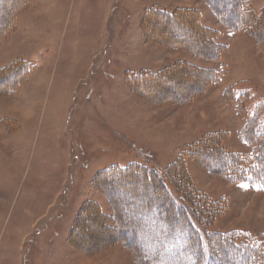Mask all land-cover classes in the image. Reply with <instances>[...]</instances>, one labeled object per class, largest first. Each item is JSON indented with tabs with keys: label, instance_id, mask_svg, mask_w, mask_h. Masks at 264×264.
I'll return each mask as SVG.
<instances>
[{
	"label": "rangeland",
	"instance_id": "1",
	"mask_svg": "<svg viewBox=\"0 0 264 264\" xmlns=\"http://www.w3.org/2000/svg\"><path fill=\"white\" fill-rule=\"evenodd\" d=\"M18 1L0 0V28L11 22ZM249 1L263 16L264 0ZM152 8L189 17L195 10L202 24L220 27V59L152 40L165 32L192 38L189 27L173 32L172 23H157V30L149 20L145 29ZM4 35L0 73L22 61L32 71L14 95L0 96V264H138L122 239L127 229L119 230L95 181L108 168L134 163L160 171L175 195L195 193L199 223L208 231L264 242V188L211 173L201 156L214 150L209 142L216 138L227 151L252 156L240 131L244 116L253 119L264 109V43L227 30L203 0H31ZM183 64L220 71L223 81L193 101L204 78L181 72ZM174 69L180 70L175 79L194 86L187 93L163 83ZM145 71L162 74L153 82L168 97L152 91L157 95L147 98L128 85L129 75ZM242 91L252 99L239 100L243 115L233 98ZM182 94L184 101L176 102ZM139 179L122 187L132 192L123 206L133 205L127 217L135 220L147 202H165L158 193L166 195Z\"/></svg>",
	"mask_w": 264,
	"mask_h": 264
},
{
	"label": "trees",
	"instance_id": "2",
	"mask_svg": "<svg viewBox=\"0 0 264 264\" xmlns=\"http://www.w3.org/2000/svg\"><path fill=\"white\" fill-rule=\"evenodd\" d=\"M30 1H18L17 6L20 4L18 9H23ZM203 1L211 7L218 21L227 30L234 34H245L259 44L264 43V14L260 17L255 15L249 0ZM18 9L12 11L11 22H7V25L0 28V38L6 36L4 34L7 28L9 29L12 25ZM194 12L196 14L190 15L192 17L190 18L186 15L188 12L185 11L182 15H178V12L172 13L152 8L143 17V25L146 29V22L150 20L153 29L161 30L160 26H156L157 23H172L173 32L181 27H189L190 34H192L191 39L183 37L176 39L170 36L169 32H165L164 36H161L160 33L152 37L150 35V38L152 40L158 38L171 48L191 50L198 57L216 61L220 59L225 46L217 40L218 31L202 24L201 14L195 10ZM193 18L194 20H190ZM204 37L206 42H202ZM17 63L0 73V96L14 95L17 91L16 86L21 85L28 77L29 72L32 71L30 63L23 61ZM180 66L181 72L203 75L204 83L200 86L202 90L191 95L193 101L210 85H218L223 81V74L220 71L193 65L183 64ZM179 71L175 69L170 71L169 73L172 75L164 76L166 82L163 83L173 84L176 88L181 87V89L184 87L181 92L187 93L194 86L190 85L191 82L188 78L175 79L179 76ZM160 76L162 74L145 71L135 76L129 75L127 83L134 91L147 98L155 97L157 94L156 92L152 94V91H157L158 96L161 94L159 98L165 99L168 96L163 93L164 87L153 82ZM11 78L13 79L10 80ZM226 93L228 92L226 91ZM242 93L243 91L238 93L237 97H233L236 101L237 112L241 115L245 114L244 106L239 102L241 97L252 100L248 93ZM174 97L176 102L184 101L183 94ZM248 118L244 116L245 126L240 131V138L252 148L251 157L246 158L238 153L227 151L220 145L218 138L209 142L217 144L216 147L213 146V151H203L204 156L200 155L210 161V164L206 162V165L211 173L221 176L233 184L245 183L253 188H264V109L260 112L257 111L253 119ZM224 160L229 161L226 167H213L214 164ZM180 172L178 173L180 182H183L184 172ZM140 177L144 179L145 183H153L156 190L164 189L166 195L158 193L157 195L165 202L162 204L157 200L147 202L146 206L135 214L140 220H135L127 217V214L132 211L133 205L123 206L125 193L128 195L132 192L122 189V187L127 183L140 180ZM95 181L98 182L101 191L108 195L113 205L115 213L113 221L116 222L119 230L127 229L125 230L126 237L122 239L126 243V247L136 254L138 264H264V242L253 239L243 240V235L240 236L236 233L223 234L208 231L199 223L200 215L196 205L200 203V200H196V194L190 196L185 191L175 195L160 171L150 165L134 163L126 167L114 166L100 172ZM188 189L192 190L190 185ZM144 195L145 193L142 192V196ZM135 197L134 202L140 199V197ZM90 206H88L90 209L94 208L95 210V206L91 204ZM154 211H158L159 214L156 215ZM223 256L226 257L224 260L221 259Z\"/></svg>",
	"mask_w": 264,
	"mask_h": 264
},
{
	"label": "crops",
	"instance_id": "3",
	"mask_svg": "<svg viewBox=\"0 0 264 264\" xmlns=\"http://www.w3.org/2000/svg\"><path fill=\"white\" fill-rule=\"evenodd\" d=\"M163 10H164V9H163ZM211 15H212L213 17H215L212 13H211ZM212 24H213V23H212ZM212 24H209V25L207 24V27H210V28H213V29L215 28V29H217V30L220 29V27L215 26V25H212ZM219 26H221V25L219 24ZM237 43H240V42H239V39L236 40V44H237ZM239 45H240V44H239ZM203 67H205V66H203Z\"/></svg>",
	"mask_w": 264,
	"mask_h": 264
}]
</instances>
